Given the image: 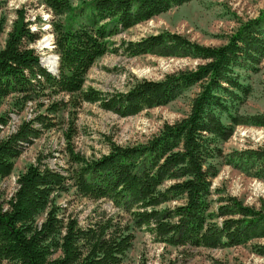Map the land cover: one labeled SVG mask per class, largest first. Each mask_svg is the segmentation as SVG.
Listing matches in <instances>:
<instances>
[{
	"label": "trees",
	"instance_id": "trees-1",
	"mask_svg": "<svg viewBox=\"0 0 264 264\" xmlns=\"http://www.w3.org/2000/svg\"><path fill=\"white\" fill-rule=\"evenodd\" d=\"M190 1L86 0L72 6L70 0H43L53 16V51L58 56L54 73L41 66L30 47L39 33L30 30L24 11L16 10L0 49V99L13 95L15 107L45 99L50 104L45 113L0 138V179L11 174L13 160L26 144L56 126L62 108L86 102L126 117L167 104L193 87L198 91L185 117L165 123L145 143H112L95 159L73 152L70 124L65 139L75 167L59 172L37 160L17 177L13 195L6 202L0 198V264L122 263L133 241L129 225L105 214L85 227L75 218H60L52 197L68 187L89 199L108 200L129 213L133 226L146 227L156 241L173 247L230 248L264 236V212L234 196L220 198L215 212L210 211L211 180L217 171L209 163L221 154L218 143L229 139L235 126L264 127L263 115L242 118L232 111L249 93L238 71L254 69L264 57V9L240 22L217 47L169 31L121 46L129 56L201 61L192 69L156 81L136 79L125 93L83 89L87 71L111 50L112 37ZM4 20L0 18V36ZM58 95L68 100H50ZM5 124L0 116V128ZM246 155L258 161L264 157L253 150ZM174 201L180 203L166 206ZM41 214L45 217L37 222Z\"/></svg>",
	"mask_w": 264,
	"mask_h": 264
},
{
	"label": "rangeland",
	"instance_id": "rangeland-1",
	"mask_svg": "<svg viewBox=\"0 0 264 264\" xmlns=\"http://www.w3.org/2000/svg\"><path fill=\"white\" fill-rule=\"evenodd\" d=\"M82 1L86 0H70L72 6ZM2 4L0 18L5 19V26L0 36V49L16 17V10L22 9L30 30L39 33V39L30 47L39 55L41 66L48 70L43 60L54 55L50 25L53 16L43 0H2ZM263 9L264 0H191L172 7L112 37L111 50L98 58L87 71L83 89L91 87L104 93H125L136 79L156 81L166 74L192 69L201 61L149 54L129 56L121 46L169 31L192 42L217 47L226 43L227 37L240 22L257 17ZM253 68L238 71L241 83L249 89L242 103L232 109L242 118L264 116V57ZM197 91L193 87L167 104L126 117L86 102L76 108H62L55 116L56 126L43 131L38 138L26 144L22 153L13 160L11 174L0 179V198L6 202L13 195L17 177L37 160L59 172L75 167L67 155L68 143L65 139L70 124L74 129L70 141L73 152L88 160L95 159L106 154L112 143L121 146L145 143L165 123L172 124L185 117L191 98ZM50 100L67 101L68 96L58 95ZM40 104L43 105L39 107ZM48 104L50 102L45 99L15 107L13 95L0 99V116L6 121L5 126L0 128V138L13 132L21 122L30 120L38 113H45ZM224 121L229 123L225 118ZM218 147L221 154L209 161L217 171L211 180L210 211L215 212L220 198L234 196L243 205L264 212V157L258 161L246 155L247 151L253 150L264 156V127L237 125L230 138L219 142ZM178 203L174 201L166 206L173 207ZM52 204L56 206L60 218H75L82 227L94 218L98 219L99 214L111 216L122 225H129L133 241L121 264H264V236L230 248L173 247L156 241L146 227L133 226L129 213L114 207L108 200L89 199L78 194L73 187L56 193L52 197ZM44 217L45 214L39 215L37 222Z\"/></svg>",
	"mask_w": 264,
	"mask_h": 264
},
{
	"label": "bare ground",
	"instance_id": "bare-ground-1",
	"mask_svg": "<svg viewBox=\"0 0 264 264\" xmlns=\"http://www.w3.org/2000/svg\"><path fill=\"white\" fill-rule=\"evenodd\" d=\"M46 40L43 41V44H45ZM57 57L55 54L53 56L47 57V59L43 60V65L48 67L51 72H56L55 67L57 66Z\"/></svg>",
	"mask_w": 264,
	"mask_h": 264
},
{
	"label": "water",
	"instance_id": "water-1",
	"mask_svg": "<svg viewBox=\"0 0 264 264\" xmlns=\"http://www.w3.org/2000/svg\"><path fill=\"white\" fill-rule=\"evenodd\" d=\"M54 47V46H53ZM57 58L56 59H58V56H56ZM55 69H56V67H55Z\"/></svg>",
	"mask_w": 264,
	"mask_h": 264
}]
</instances>
